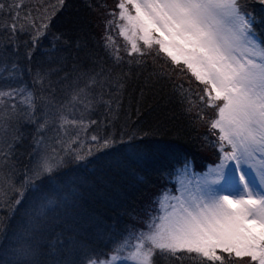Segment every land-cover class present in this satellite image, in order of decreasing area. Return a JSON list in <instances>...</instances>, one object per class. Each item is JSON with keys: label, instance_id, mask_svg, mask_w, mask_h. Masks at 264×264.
Segmentation results:
<instances>
[{"label": "snow or ice", "instance_id": "obj_1", "mask_svg": "<svg viewBox=\"0 0 264 264\" xmlns=\"http://www.w3.org/2000/svg\"><path fill=\"white\" fill-rule=\"evenodd\" d=\"M73 7L0 0V264H264V0Z\"/></svg>", "mask_w": 264, "mask_h": 264}, {"label": "trees", "instance_id": "obj_2", "mask_svg": "<svg viewBox=\"0 0 264 264\" xmlns=\"http://www.w3.org/2000/svg\"><path fill=\"white\" fill-rule=\"evenodd\" d=\"M109 3H112L113 0H108ZM70 3L74 6L72 11L74 12L76 10V8H78L82 3L83 0H70ZM117 42L120 44H123V39L121 37H117ZM145 148L148 152H154L157 149V145L153 144V143H149L145 145ZM215 159L214 155L212 152H204L203 154H201L200 157H195V164L199 169H202L206 163H210ZM165 184L164 181H161L159 183V185H157V189L159 187H163V185Z\"/></svg>", "mask_w": 264, "mask_h": 264}, {"label": "rangeland", "instance_id": "obj_3", "mask_svg": "<svg viewBox=\"0 0 264 264\" xmlns=\"http://www.w3.org/2000/svg\"><path fill=\"white\" fill-rule=\"evenodd\" d=\"M204 152H198V153H196V155H195V157H200L201 156V154H203ZM206 170V169H205ZM197 172H200V171H197ZM159 185V184H158ZM108 242L107 241H104L103 242V244H107ZM103 244H102V246H103ZM121 256L123 257V256H126V253H122L121 254Z\"/></svg>", "mask_w": 264, "mask_h": 264}]
</instances>
